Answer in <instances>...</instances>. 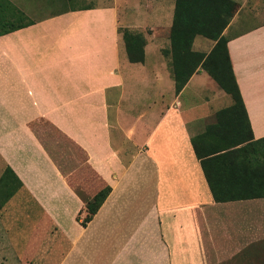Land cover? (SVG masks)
<instances>
[{
  "label": "crops",
  "instance_id": "obj_1",
  "mask_svg": "<svg viewBox=\"0 0 264 264\" xmlns=\"http://www.w3.org/2000/svg\"><path fill=\"white\" fill-rule=\"evenodd\" d=\"M8 1L28 24L0 34V177L9 167L21 182L0 207V264H264V197L216 201L191 142L219 156L216 175L264 137V0H235L223 30L243 107L200 67L175 92L169 38L149 16L161 0H62L38 16L45 3ZM120 28L144 35L142 62L128 60ZM197 36L195 51L216 42ZM42 121L85 154L90 196L111 187L85 226Z\"/></svg>",
  "mask_w": 264,
  "mask_h": 264
},
{
  "label": "trees",
  "instance_id": "obj_2",
  "mask_svg": "<svg viewBox=\"0 0 264 264\" xmlns=\"http://www.w3.org/2000/svg\"><path fill=\"white\" fill-rule=\"evenodd\" d=\"M7 8L11 12H7ZM238 3L235 0H175L172 23L169 29V47L163 50L169 58V66L174 80L175 92L184 87L190 76L200 67L204 69L234 100V106H242L241 95L235 81L228 49L227 37L223 35L235 12ZM11 18H8V16ZM28 24L24 14L8 0H0V34L15 30ZM128 60L142 62L144 60L145 38L141 32L120 28ZM197 35L215 40L208 53L192 49ZM243 107V106H242ZM245 120L247 121L246 115ZM193 149L204 170L207 182L214 199L218 202L264 197V137L251 141L244 146L245 152L250 148L249 156L232 163L230 167H222L220 173L208 170L212 159L207 153L200 152L197 138L191 139ZM235 149L234 152H238ZM242 150V149H241ZM220 169V168H219ZM225 169V170H224ZM213 172V173H211ZM233 178L232 180H230ZM225 179V180H224ZM20 181L13 171L7 167L0 177V207L14 194ZM227 182V183H226ZM111 191L109 185L98 189L85 201L86 221L91 220Z\"/></svg>",
  "mask_w": 264,
  "mask_h": 264
},
{
  "label": "rangeland",
  "instance_id": "obj_3",
  "mask_svg": "<svg viewBox=\"0 0 264 264\" xmlns=\"http://www.w3.org/2000/svg\"><path fill=\"white\" fill-rule=\"evenodd\" d=\"M39 1L45 4H43L41 9H38L40 12H37V11L35 13L33 12L34 14L33 16H38L40 14H49L51 13L52 10H54L53 8L60 9L63 6L62 3H64V1L62 0H57L59 1V5H56V3L55 4L49 3L48 2L49 0H39ZM173 2L174 0H161L160 3H157L155 1L153 2L151 12H149V16H152L154 19H156V21L160 19V21H158L159 23L157 26H159L158 28L165 31V33L162 36L164 39H165V36L166 38H169L168 27L170 26L171 19H172V11H173V4H174ZM32 5L33 6H28L27 8L30 10V8L36 5L34 3V0H33ZM246 14L247 13H245V10H244L240 13V15L237 18L239 20L240 27H242L243 24L246 25V23L248 22L247 21L248 17H246ZM197 39H202L203 41H208L209 43H211L209 39H206L202 36H197ZM165 42L167 46L168 40L166 39ZM210 49H211L210 47L208 49L207 47H203V50H205L204 51L205 53H207ZM36 128L41 134V136L48 142V145L49 146L51 145V150L54 156L60 162L61 166L64 167V169L66 166L65 170L72 172L71 174H69L70 181H72V184H74L78 195L81 197L83 201L88 200L90 198V195L87 193V189L84 187L82 180H84V178H86L87 180L89 179L93 180V176H95L94 180H96V175L90 169H88V166L85 164V158H86L85 154L71 140L66 138L64 135H62L58 130L54 129V127L49 125L48 123H45L43 121L40 123H37ZM55 146H56V149H53ZM83 208L85 210V201H84ZM81 223L84 226L86 225L87 221H86L85 216L82 217ZM19 224H21V227H20L21 229L29 228L30 226H32L33 221L32 220H22L21 223ZM19 236L20 234L17 230L15 232L12 230L10 232V235L8 236L9 243L17 244L19 240ZM1 242H3V240H1Z\"/></svg>",
  "mask_w": 264,
  "mask_h": 264
}]
</instances>
